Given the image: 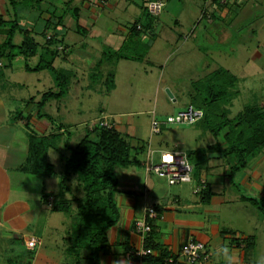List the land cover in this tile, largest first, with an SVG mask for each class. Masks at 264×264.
<instances>
[{
	"label": "crops",
	"instance_id": "crops-1",
	"mask_svg": "<svg viewBox=\"0 0 264 264\" xmlns=\"http://www.w3.org/2000/svg\"><path fill=\"white\" fill-rule=\"evenodd\" d=\"M26 1L27 0H23L24 5L22 4L19 6L20 8L24 6L22 12L19 14L20 24L31 30L35 40L40 43L37 54L38 57L44 49L46 39L49 38L48 36H51L53 27L56 28L55 32L58 34V39L61 40L56 45L60 52V56L57 57V59L62 61L61 64H63L64 61H68L72 55L75 58L80 57L82 48L87 46L88 43H86V41L76 42L72 45L67 43L66 38L69 32L75 31L78 33V28H83L85 30L84 35H86L87 27L95 24L97 18L100 17L101 14L96 13L101 8L106 6L115 8L123 4L131 15L137 14L138 18L134 23L142 25L152 21V26L149 28V31L141 30L139 33V38H141L143 42L149 43L150 48L142 60L120 59L114 65L115 70L116 66L123 60L138 61L140 63L145 62L154 65L157 62L159 63V60H157L159 56L156 55L159 53H163L160 61L163 60L168 62V60L173 57L174 53H178L184 48L185 51H191V54L196 57L194 58L193 56V60L189 64L190 71L194 74L189 77L192 85L194 80H198L201 76L203 77L202 73L205 70H209L213 62V54L208 53L207 47L205 45L203 46L198 40V35L194 36V30H196L195 24L198 22L201 23L203 19L206 20V24L202 26L205 32L201 33L200 31L202 38L211 37V33L216 35L211 27L217 31L218 35L220 33L227 34L232 28L228 25L225 26L224 22L221 24V19L218 17L222 16V13H225L227 17H229V9L235 4L241 7L246 0H220L222 3L224 2V4L228 2V5H226L227 7H221L223 9L219 8L220 4L218 0H203L201 5H198L200 6L197 12L198 16H196V21L192 25L193 31L190 34H185L182 31L176 30L172 31V33L167 36H163L161 33L162 37L165 39V43L161 46L164 50L163 52L159 51L161 47H157L159 30L165 27L162 23L168 22V26L172 28L173 25L177 27L182 25L181 23L183 22V19L178 16L173 9L176 8L175 6H177V8H182V6L181 4H173L174 7H172L171 1L173 0H162L165 2V8H163L158 15H153L152 18L147 16L145 9L146 5L151 0H109L104 6L100 5L98 0H62V5H66L68 8H65L66 10L61 9L58 2L55 4L53 3V8H58V11L48 8L52 0H43L37 9L31 11L28 10L29 3ZM167 4H169V6ZM44 5L47 6L44 7ZM214 7L216 8L215 10L213 9ZM85 8L91 13H94L97 17L95 19L90 15V19L87 20L84 25L80 13H82V10ZM169 8L171 10H168ZM170 11H173L175 14H169ZM74 12H78V18L76 19L73 15ZM0 13L4 16L7 15L5 16L6 19L10 18V14L2 13V9H0ZM49 21L51 27H47ZM220 25H222V27ZM130 27L131 25L119 27L117 34H113L109 38L110 46L114 49L120 48L128 37ZM7 29V26L0 28V44L6 39L4 30ZM44 31L45 33H43ZM38 35L42 36L41 40L37 38ZM191 37L193 41L192 44H189L188 42ZM111 39L114 46L111 45ZM22 41L23 34L16 32L14 35V43L21 44ZM89 47H91V44L88 45V48ZM64 48L66 49L64 50ZM16 58L17 57L14 58L12 64L9 66L4 67L7 60L2 61L0 64L3 65V71L2 74H0V247L3 249L7 247V250L4 252L8 256V260L4 258L0 259L1 261L3 260L2 262L0 261V264H4L3 262L5 261L8 262V264H69L63 260V256L67 255L66 249L69 244L68 240L65 239L68 236V226L60 233L59 215L63 212L52 210L54 195L59 191V178L63 166L58 170L53 159L51 160L50 158L59 157L63 165L62 156L67 153L65 144L68 140L71 142L74 132L70 130L71 125L62 123L63 128L60 132L63 135L60 140L57 141L56 148L49 149L47 154L48 161L51 162L55 168V172L52 176H43L20 170V166L25 163L28 156V135L31 131V129L27 127L26 116L32 114L30 124L31 128L36 133L48 134L54 131V127L48 119L38 118L35 109H29L27 107L25 110L15 111L7 103L8 95H5L2 90L11 79V73ZM74 60L79 61L76 59ZM79 63L81 62L79 61ZM56 64L57 60L55 62V65ZM23 67L25 69V63ZM219 67L212 68V70ZM61 68L66 69L65 67ZM86 68L88 70V77H91L90 74L93 68L92 63L91 65L88 64ZM108 68L109 65L107 67L105 65L103 72H106ZM71 69L72 68H68V70ZM208 73L205 74L207 75ZM73 76L74 75H71V77ZM74 80H76V78ZM165 86L170 87L168 84ZM86 87H88V85ZM116 87L115 76V88ZM115 88H113V90ZM110 92L104 93L110 94ZM29 104L30 102L28 105ZM18 112H21L23 115L19 119H15ZM100 116L98 118H103ZM105 118L112 119L111 122L116 123L115 126L118 130L126 134L129 138L134 139L136 144L131 141L133 145L145 144L144 151L137 153L134 149L132 153V157L139 160V163L133 162L128 166L118 167H124L125 169L128 167H140L143 169V163L150 158L155 160L156 157L154 154L156 150L159 152L160 149L162 150L165 148L164 146L169 143L168 134L171 131L169 127H165L166 131L164 132L168 140L165 139L163 143L157 139V134L152 133L151 126L148 139H146L138 137L135 132L127 133L122 131L119 122L113 119V115L110 117L105 115ZM60 123H58V125H60ZM83 134L85 135L86 132ZM216 141L217 140H215V142ZM77 142L78 141H74L71 144L75 145ZM164 150L167 149L165 148ZM171 150L181 151L176 147ZM218 157L219 156H208V160L204 163L202 177L208 180L213 191L210 202L206 204L200 202L199 196L193 192V184L191 183V188L187 191L184 189L185 186L182 185L174 190L171 188L173 186L165 187L162 181L151 176L146 170L144 175H142L139 170H134L133 173L126 176L127 179L125 184L122 183V180L118 177L121 191L117 193L116 201L120 209L121 218L118 224L108 231L109 242L113 247L110 252L101 254V264H143L135 255H131L144 245V239L134 230V221L137 217L144 214L148 206L152 205L162 208L161 217L154 220V240L161 246L167 248L171 253L177 254L182 244L190 239H197L205 243L206 250L210 255V264H257L254 256L257 237L254 235V245H247L246 242L247 237L252 236L253 233L239 227L231 228L221 226L219 220L209 221L207 217L209 215H220L221 205L226 208L227 205L235 203L236 200L240 201V203L252 205L247 198H257L263 195V185L261 182H258L261 173H258V169L252 168L254 165L250 160L246 168L249 170L243 169L229 176L230 169L228 165ZM260 165L261 163L258 167ZM227 180H230V184L226 183ZM222 185L223 188L221 187ZM233 186L237 188L239 186L247 188L248 192L244 194L239 192L234 195H227V190ZM45 193L50 194V198H47L48 202L45 201L43 197ZM244 204L241 205L242 209H244ZM237 211L236 213H238L239 216H243V210ZM64 223L62 225H64ZM31 237L37 239L36 246L33 249L28 248L26 245L27 240ZM152 254L157 255L159 251L153 250ZM71 263L75 264L73 262Z\"/></svg>",
	"mask_w": 264,
	"mask_h": 264
},
{
	"label": "rangeland",
	"instance_id": "rangeland-1",
	"mask_svg": "<svg viewBox=\"0 0 264 264\" xmlns=\"http://www.w3.org/2000/svg\"><path fill=\"white\" fill-rule=\"evenodd\" d=\"M202 1L203 0L171 1L172 7H174L173 4H181L182 8H177V6H175L176 8L173 9L174 12L183 19V22L181 23L182 25L177 27L173 25V29L168 26V22L162 23L165 27L159 30V35L157 36L159 39L157 41L158 48L165 43V39L162 35L167 36L174 30L182 31L185 34H190L193 31L192 25L196 21V16H198L197 12L200 7L198 5H201ZM56 2L60 4L61 9L68 8L66 5H62V0H52L48 8L58 11V8H53L52 6V4ZM218 3L220 4V9L228 5V2L224 4V2L222 3L220 0H218ZM167 5L169 6V4ZM46 6L47 5H44V7ZM215 7L213 8L214 10L216 9ZM0 9H2V13L4 12L5 14L9 13L8 11H12L10 1L0 0ZM168 10L171 9L169 8ZM82 11L80 15L84 25L85 22L90 19V15L95 19L97 17L86 8ZM174 12L170 11L169 14H175ZM96 14L101 15L97 18L95 24L87 27L86 35L75 31L69 32L66 38L67 43L72 45L76 42L86 41L88 45L91 44V47L88 48V45L83 47L80 57L75 58L72 55L68 61H64L63 64H61V60L59 61L57 59V67L61 66L66 69L72 68L71 70L74 76L71 77L70 80L69 93L64 96L61 101H49L45 106V110L55 117V124L61 122L65 125H71L70 130L74 133L70 143L79 141L84 135L83 133L88 130L91 131L102 119L110 123L112 119L105 118V115L108 117L113 115V119L119 122L122 131L127 133L135 132L138 137L148 139L151 126L150 121L153 116L163 120L167 115L177 113L186 108L190 103L192 99L191 93L194 89L191 86L189 77L194 74L190 71L189 64L193 60V56L194 58L196 57L191 54V51L187 52L183 48L180 52L174 53L173 57L169 59L168 62L163 60L160 61L163 53L156 54L159 56L157 60H159L160 64L157 62L154 65H150L145 62L140 63L138 61L123 60L116 66L115 70V72H117V87L114 90L112 89L113 91H111L110 94H106L104 93L106 92L105 77L101 78L99 82L93 86L91 81L92 78L88 77V70L86 67H88V64L91 65V63L94 67V63L100 56L103 46H110L109 38L111 35L117 34L119 27L132 25L134 21H137L138 16L137 14L131 15L123 4L115 8L106 6L101 8ZM222 14V16L218 17L221 19L220 23L222 24V22H224L225 26L228 25L232 28L227 34L220 33L218 35L217 31L211 27L216 35L211 33V37L202 38L200 31L201 33L205 32L202 26L206 24V20L203 19L201 23L198 22L195 24L196 30H194V36L198 35V40L203 46L205 45L207 47L208 53L213 54V62L209 70H205L202 73V78L206 77L205 73H211L213 71L212 68L219 66L230 69V71L238 77L237 81L229 88L231 90V97L229 96L226 105L222 106L226 109L228 116L233 118L238 112L243 110L246 105H257L264 109V0H246L241 7L235 4L230 8L228 12L229 17H227L225 13ZM220 26L222 27V25ZM37 38L41 40L42 36L38 35ZM192 41L193 38L191 37L188 43L192 44ZM111 45L114 46L112 39ZM159 49V51H164L162 47ZM74 59L79 60L81 63ZM38 60L39 57L37 55L29 57L28 59L29 63L33 66ZM25 61L24 57H17L15 59L11 79L2 90L5 95H8L7 103L15 111L25 110L27 107L29 109H36V102L40 99L41 94L44 91L56 89L57 87L56 81L48 69H43L39 72L25 70L23 67ZM107 66L108 65H106V67ZM111 69H113V66L109 65V68L106 72H103V74H106ZM93 70L92 68L91 72ZM201 77L199 78L202 79ZM75 78L76 80H74ZM167 84L170 87H166L165 85ZM87 85L88 87H86ZM31 97L34 98V100L28 105L27 100L29 101ZM99 116L103 118H98ZM115 124L114 122V125ZM53 127H55V125H53ZM168 127L171 130L168 134L169 140L166 138L167 135L164 132L166 129L160 134H157V139L159 141L164 143L165 139L168 140L169 143L164 146L167 150L176 147L186 153L187 151L197 150L203 147L207 148L210 144H213L215 140L223 141L221 135L215 137L210 131L206 130L203 123L196 122L191 125L172 124ZM130 140L136 144L134 139L130 138ZM154 155L156 157L155 161L157 162L159 160L158 150H156ZM50 159H53L58 170L61 169L63 165L59 157H51ZM251 163L256 166L252 168L258 169V173H261L258 182H261L263 185L264 193V148L251 160ZM260 163L261 165L258 167ZM134 170H139V172L144 175L145 169H141L140 167H128L126 169L124 167L115 168L118 177H120L124 184L127 179L126 176L133 173ZM150 174L162 181L165 187L173 186L171 188L175 190V188L178 189V186L182 185L185 186V191L191 188L190 183L170 185L166 177L155 173ZM229 181L227 180L226 183L230 184ZM71 183L74 190V186L76 185L75 177L72 179ZM221 187L223 188V185ZM239 192L244 194L248 192V189L241 186L238 188L233 186L228 189L226 193L227 195H234ZM242 204L244 203H240V201L236 200L235 203L227 205L226 208L221 205L220 215H209L207 218L209 221L219 220L221 226L231 228L239 227L253 233V235L257 237L254 249L256 263L264 264V216H262L253 205L244 204V209H242ZM74 210H76V208H74ZM237 210H243V216H239L238 213H236L238 212ZM59 218V232L62 233L67 226V230H69L71 227L72 215L70 213H62L59 215ZM63 223L64 225H62ZM6 250L7 247H4V249L1 248L0 259L4 258L8 260V256L4 252ZM86 254L87 250L84 249L83 255ZM63 260L72 264L71 257L68 254L63 256ZM3 263L8 264L6 261Z\"/></svg>",
	"mask_w": 264,
	"mask_h": 264
},
{
	"label": "trees",
	"instance_id": "trees-1",
	"mask_svg": "<svg viewBox=\"0 0 264 264\" xmlns=\"http://www.w3.org/2000/svg\"><path fill=\"white\" fill-rule=\"evenodd\" d=\"M9 1L12 9V11H8L10 18L6 19L0 13V28L8 27L7 30H4L6 39L0 44V64L7 60L4 67L9 66L15 57L22 56L26 60V70L48 69L57 86L56 89H49L41 94L35 109L38 118H46L55 125L53 132L48 134L36 133L30 124L32 114L26 116L27 127L31 131L28 135V156L25 163L20 166V170L52 176L55 168L48 161L47 154L49 149L56 148L57 141L63 135L60 132L63 124H55L54 117L45 111V106L51 100L61 101L69 93V82L73 71L58 68L55 65L57 57L60 55L56 45L61 41L58 39L55 27L52 29L51 36L45 41L38 62L34 66L28 62L29 57L38 54L40 43L35 40L31 30L20 24L19 14L24 6L22 8L19 6L23 4V0ZM42 1L27 0L26 2L29 3L28 10L37 9ZM147 5L145 7L146 14L152 18L153 15L148 12ZM73 15L75 19L78 18V12H74ZM151 26L152 21L142 25L134 23L130 27L127 39L120 48L114 49L108 45L103 46L101 56L96 59L94 70L90 74L93 86L105 77L106 93H109L115 88L116 72L114 65L120 59L142 60L146 56L150 44L143 42L139 38V33L141 30L149 31ZM47 27H51L50 21L47 23ZM78 31L85 34L83 28H78ZM16 32L23 34L21 44L14 43ZM105 65H112L113 69L103 74ZM2 67L3 65H0V74L3 71ZM237 79L238 77L233 72L224 67H219L206 77L193 81L191 85L194 90L192 89L190 103L204 111L203 118L197 123H203L204 128L215 137L221 135L223 138V141L217 140L207 148L186 152L194 166L193 184L203 186L197 195L200 202L204 204L210 202L213 195L210 183L202 177L204 163L208 160L209 153H222L218 158L230 166L229 176H232L236 172L246 169L250 160L264 148V109L262 107L246 105L233 118H230L226 109L222 107L228 102L231 94L229 88ZM33 100L34 98L31 97L28 103ZM22 115L21 112H18L15 119H19ZM102 121L104 119L99 121L91 131L88 130L75 145H72L69 140L66 142L67 153L62 156L63 169L59 178V191L54 195L52 204L53 211L72 215L71 227L65 239L69 243L66 252L72 258L71 262L75 264H101V254L112 250L113 246L109 242L108 231L117 225L121 218L116 201V195L121 189L115 168L128 166L133 162L139 163V160L132 157L133 150L135 149L137 153L145 150V144L133 145L130 138L118 130L113 122H110L111 126L108 127L102 125ZM164 129L165 127H163V131ZM74 177L76 178V185L73 190L71 182ZM43 197L48 202L47 198H50V194L45 193ZM247 199L264 216V193L261 197ZM156 209L159 214L162 213L160 206H156ZM152 224L153 229L145 237L143 246L147 249L158 250L159 254L137 255L134 252L131 255H135L143 264H165L168 257L177 258L176 254L171 253L154 240V221ZM246 242L247 245H254L255 236L247 237ZM84 249L87 250L86 255H83Z\"/></svg>",
	"mask_w": 264,
	"mask_h": 264
},
{
	"label": "built area",
	"instance_id": "built-area-1",
	"mask_svg": "<svg viewBox=\"0 0 264 264\" xmlns=\"http://www.w3.org/2000/svg\"><path fill=\"white\" fill-rule=\"evenodd\" d=\"M109 0H98L100 5H106ZM165 2L162 0H151L148 2L147 9L152 15H158L164 8ZM140 28V25H138ZM50 37V36H48ZM204 116V111L201 108L189 103L186 108L174 114H169L163 120L152 117L151 131L154 134H159L163 131V127H168L172 124H194ZM102 125L111 126L108 121H102ZM144 168L148 173H155L167 178L170 185L191 183L193 184L194 166L188 158V155L183 151L178 150H160L159 160L147 159L144 163ZM204 182V180H202ZM203 186L193 184V192L198 194ZM161 217L156 206H148L144 214L137 217L134 221V230L145 239L152 231V221ZM37 239L31 237L27 240L28 248H35ZM137 255L152 254V249L144 248V246L135 252ZM174 256L168 257L165 264H210V255L206 250V245L203 241L190 239L182 244L179 252Z\"/></svg>",
	"mask_w": 264,
	"mask_h": 264
},
{
	"label": "water",
	"instance_id": "water-1",
	"mask_svg": "<svg viewBox=\"0 0 264 264\" xmlns=\"http://www.w3.org/2000/svg\"><path fill=\"white\" fill-rule=\"evenodd\" d=\"M222 153H219V152H212V153H209V156L210 157H217V156H221Z\"/></svg>",
	"mask_w": 264,
	"mask_h": 264
}]
</instances>
